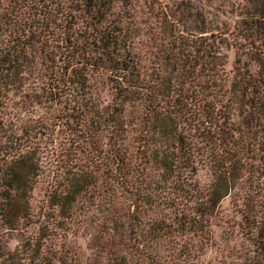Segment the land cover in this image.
<instances>
[{
  "label": "trees",
  "instance_id": "16d2710c",
  "mask_svg": "<svg viewBox=\"0 0 264 264\" xmlns=\"http://www.w3.org/2000/svg\"><path fill=\"white\" fill-rule=\"evenodd\" d=\"M217 230L264 264V0H0V264H213Z\"/></svg>",
  "mask_w": 264,
  "mask_h": 264
},
{
  "label": "rangeland",
  "instance_id": "374dc122",
  "mask_svg": "<svg viewBox=\"0 0 264 264\" xmlns=\"http://www.w3.org/2000/svg\"><path fill=\"white\" fill-rule=\"evenodd\" d=\"M233 55H229V67L232 63ZM226 206V203L224 204ZM230 236L224 230H217L215 234V247L209 251L208 258L213 264H238V262L231 257L229 241Z\"/></svg>",
  "mask_w": 264,
  "mask_h": 264
}]
</instances>
